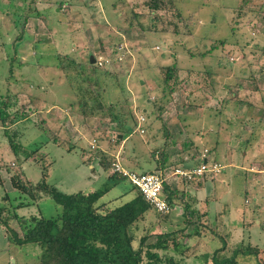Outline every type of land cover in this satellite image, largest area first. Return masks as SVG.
Listing matches in <instances>:
<instances>
[{"label": "rangeland", "instance_id": "obj_1", "mask_svg": "<svg viewBox=\"0 0 264 264\" xmlns=\"http://www.w3.org/2000/svg\"><path fill=\"white\" fill-rule=\"evenodd\" d=\"M146 2L0 0V111L7 105L6 128L18 122L9 131L16 133L19 146L12 152L0 126V199L7 192L19 201L9 178L21 168L25 180L38 184L47 164L46 183L63 194L103 188L106 172L99 169L89 177L84 165L97 163L98 145L111 155V163L119 153L126 169L141 173L148 164L155 171L151 155L164 146L166 128L173 144L166 148L171 162L192 159L195 168L205 163L207 169L184 183L180 178L185 177L175 175L177 163L165 170L170 190L183 199L175 200L167 218L151 210L135 232L137 243L144 234L145 244L165 236L167 249L159 254L176 264H213L215 251L219 257H234L236 264H264V0H172L165 15L171 20L180 13L178 34L162 24L157 32L148 31V16L134 19L148 14ZM189 16L194 19L191 32L181 28ZM91 55L95 63L90 66L99 69L95 75L88 66ZM67 57L75 65L60 70L58 59ZM105 58L111 63L96 65ZM172 65L179 68L181 84L160 101V70ZM81 76L105 82L104 101L116 104L114 112L126 123L124 140L107 113L84 115L75 83L83 82ZM153 102L162 110L157 115ZM236 102L242 104L241 113ZM247 104L254 107L249 114ZM142 109L154 114L146 117ZM140 114L143 134L135 126ZM133 150L137 158L130 164ZM12 163L17 166L7 170ZM197 185L207 187L198 193L199 200L191 193L200 189ZM130 188L120 181L103 201L116 204L114 197ZM60 213L46 195L17 211L46 219ZM8 224L21 235L17 221ZM0 226V264H38L33 245L12 244L8 228ZM248 246L261 250L257 258L238 252Z\"/></svg>", "mask_w": 264, "mask_h": 264}, {"label": "trees", "instance_id": "obj_2", "mask_svg": "<svg viewBox=\"0 0 264 264\" xmlns=\"http://www.w3.org/2000/svg\"><path fill=\"white\" fill-rule=\"evenodd\" d=\"M171 3L172 0H147L145 4L147 6L148 14H139L138 16L133 15V18L143 19L145 16H148V31L151 30L152 32H157V25L162 24L168 28H175V34H178V23L179 21H182L180 13H177L175 17L172 16L171 20H168L165 15V13L167 14L166 7L171 5ZM193 20V16H189L187 22L183 21L184 25L181 28H187V30L191 32L189 27H192ZM131 24L132 21L130 20L129 25ZM140 30L145 31L142 24L140 25ZM229 54L231 55V59H233L232 56L234 54ZM64 62H66V65H64ZM74 65L75 60L72 59V57H67L65 60L58 59L57 66L60 70L66 69V67L72 68ZM88 66L93 69V75L97 73L96 70H99L96 66H90L89 58ZM77 67H80V65ZM178 69L179 68H177L176 65H172L160 70L161 75L163 72V75L158 82V85L161 88L160 101L166 100L167 97H170L179 87V84H181V82H178ZM248 71V75H250V77L253 76L252 71ZM81 78L83 82L75 83L77 84L76 91L78 93L80 92L83 100L81 107H85L84 115L96 116L98 114L107 113L110 120L113 121L117 126V129H119V137L121 136L120 138L124 140L123 134L127 132L126 123L123 122L120 115L118 116L114 112L117 105L112 102L104 101L103 97L105 88L102 83L105 82H98L99 80L97 76L94 77L93 82H88L86 80L89 78L82 76ZM241 105L242 104L236 102V110L239 112L242 107ZM6 106L7 105H4L2 111H0V126H4L3 134L7 136L6 139L8 140L12 152L16 153L19 149V146L14 144L17 136L12 130L9 131V127L12 125L15 126L18 122H13L9 127H5V125L10 124V122H7L9 113L6 111ZM247 106L249 114L250 111H253L254 107L251 104H247ZM153 108L156 115L157 110L158 112L162 111L160 108L156 107V103L153 104ZM143 110L145 109H142V111ZM153 111L147 112V110H145L142 114H145L147 117L153 115ZM130 112L132 113V110ZM26 119L27 118L23 119V121ZM135 126L137 129L136 123ZM256 126H258V124ZM137 132L141 134L138 129ZM170 136L171 134L169 133V130L165 128L163 132V139L165 141V144H163L164 146L155 149L151 155L155 160V171L151 170L149 172L139 173H156L164 179L162 195L165 198L169 209L175 206V200L183 199V194H180L177 190H170V186L166 183L165 170L169 169L171 164L176 163L177 165H175V168H180V170L189 171L195 168L193 164H190L193 162L192 159L188 161L181 159L180 161L171 162L172 157L166 153V148L173 145L167 140ZM246 145H249L248 140ZM96 148L100 149L98 166L103 172H109L112 169V163L109 160L111 155L109 156L107 152H103L99 145ZM72 149H74L73 146L70 147L68 151H71ZM212 149L214 151L215 148ZM30 156V154H26L27 159H29ZM199 159L198 162L200 163ZM251 161L252 163H256L257 159L254 157ZM260 161L262 167L261 170L264 172V159ZM202 162L203 159L201 160V163ZM48 165L49 164L45 165L46 168H42L41 181L38 184L33 185L25 180L21 168L19 169V172H16V174H13L12 177L9 178L11 187L19 194L20 199L19 201L11 200L7 192H3V198L0 199V225L8 228V241L21 247L33 245L32 253L38 255V264H176L171 259H162L159 254V251H165L167 249L165 236L158 235L156 236L154 243L145 244L147 234H144L137 243L135 232L141 227L140 224L145 220L147 214L153 210L152 212H156L158 216L167 218L166 215L168 212L161 213L156 211L143 198L136 187L112 172V174L106 178V181H108L107 184L101 189H96L90 193L77 192L74 194H63L46 183L45 179L47 176L46 170ZM14 166L17 165L12 163L7 166L6 169L10 170V167ZM261 170L260 172H262ZM180 179L183 183L185 181L193 180H187L186 178ZM120 181H126L131 185L130 190H122L120 194L115 196L113 201H119L116 204H112V200L103 201L104 197ZM196 188H200V185H197ZM129 193L133 194L130 199L128 197ZM43 195L49 196L51 200L59 206L61 213L58 216L46 219L41 216L25 217L17 214V211L30 207ZM245 202H247V200ZM190 212L191 211H189V213ZM2 214L5 216H1ZM12 219L17 221L20 225V236L14 231V229L9 227L8 222ZM135 243H137L136 248L134 247ZM223 249L224 248L221 250ZM218 252L220 251H215L212 256L213 264H236L234 257H219ZM238 252L254 255L257 258L261 250L256 247L252 248L248 246L247 248L240 249V251L238 250ZM144 260L146 261L144 262Z\"/></svg>", "mask_w": 264, "mask_h": 264}, {"label": "built area", "instance_id": "obj_3", "mask_svg": "<svg viewBox=\"0 0 264 264\" xmlns=\"http://www.w3.org/2000/svg\"><path fill=\"white\" fill-rule=\"evenodd\" d=\"M121 58H118V61ZM110 58H105L104 60H97L96 65L102 67L106 64H110ZM144 122V115L140 114L137 118L136 123L137 129L140 133H144V130L141 128L142 123ZM122 157L119 153L115 154L114 162L112 163V172L124 178L131 185L136 187L141 193L143 198L158 212L165 213L169 211L167 202L162 195L163 189V178L156 173H145L139 174L134 171H130L122 166ZM207 169V164L204 163L199 168H194L189 171L184 170H175V175L185 177L187 179H192L193 177L200 176ZM216 170V169H214ZM211 172V171H209Z\"/></svg>", "mask_w": 264, "mask_h": 264}, {"label": "crops", "instance_id": "obj_4", "mask_svg": "<svg viewBox=\"0 0 264 264\" xmlns=\"http://www.w3.org/2000/svg\"><path fill=\"white\" fill-rule=\"evenodd\" d=\"M134 151V150H133ZM133 154V156L128 160V162H130V164H132V161H133V158L134 159H136L137 157H134V155L136 154L135 153V151L132 153ZM128 164V163H127ZM190 164H193V162H191ZM85 166H87V168H88V170L90 171L89 172V174H90V176L89 177H94V175H95V172L97 171V170H101V168L98 166V161H97V163H95L94 164V166L93 165H90V164H84ZM192 166V165H191ZM151 165H148V164H146L145 165V168H146V170H142V171H140V172H149V171H151L152 169H151ZM148 168V169H147ZM102 171V170H101ZM110 171L109 172H106V174H105V178H107V177H109L110 176ZM205 188H207L206 186H204V187H202V186H200V189H195V190H192L191 191V193L195 196V199H196V197H197V195H198V193L200 192V191H202V190H204ZM80 192H82V191H80ZM91 192H93V191H91ZM84 193H90V192H84ZM196 200H199V198L198 199H196ZM170 211L172 212L173 210H171L170 209ZM169 211V212H170ZM169 215V214H168ZM1 227V226H0ZM0 232H1V228H0ZM0 237H2L3 238V236L0 234ZM5 237V236H4Z\"/></svg>", "mask_w": 264, "mask_h": 264}, {"label": "water", "instance_id": "obj_5", "mask_svg": "<svg viewBox=\"0 0 264 264\" xmlns=\"http://www.w3.org/2000/svg\"><path fill=\"white\" fill-rule=\"evenodd\" d=\"M89 59H90V65H93L94 63H95V59H94V57L91 55L90 57H89ZM121 137V136H120Z\"/></svg>", "mask_w": 264, "mask_h": 264}]
</instances>
